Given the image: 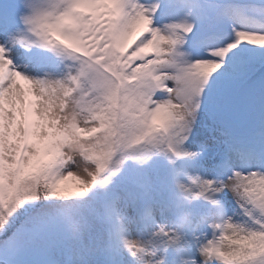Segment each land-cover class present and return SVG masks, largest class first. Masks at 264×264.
Instances as JSON below:
<instances>
[{
	"label": "snow or ice",
	"instance_id": "obj_1",
	"mask_svg": "<svg viewBox=\"0 0 264 264\" xmlns=\"http://www.w3.org/2000/svg\"><path fill=\"white\" fill-rule=\"evenodd\" d=\"M0 264H264V0H0Z\"/></svg>",
	"mask_w": 264,
	"mask_h": 264
}]
</instances>
